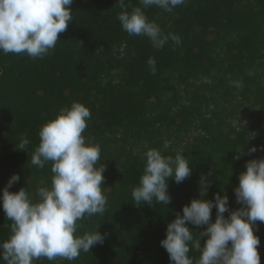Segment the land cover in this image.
I'll list each match as a JSON object with an SVG mask.
<instances>
[{
  "label": "trees",
  "instance_id": "trees-1",
  "mask_svg": "<svg viewBox=\"0 0 264 264\" xmlns=\"http://www.w3.org/2000/svg\"><path fill=\"white\" fill-rule=\"evenodd\" d=\"M126 3L130 10L139 0ZM116 4L73 0V19L43 59L0 52V193L13 174L20 179L10 191L25 186L34 192L41 181L50 183L51 164L31 165L32 152L40 126L73 100L90 109L83 135L100 144L105 166L107 209L79 222L80 234L98 227L104 242L75 261L41 258L34 264H170L160 241L167 223L200 197L202 177L210 182L204 198L226 193L235 210L241 207L234 194L240 172L248 160L264 157V151L248 152L264 146V0H188L173 13L149 8V19L183 42L177 47L169 41L161 50L121 28ZM23 133L30 140L27 151L16 148ZM150 147L165 155L184 147L190 161L187 179H169L167 206H137L131 198ZM10 224L0 203V240L8 238ZM257 224L264 264V223ZM188 226L197 233L206 227Z\"/></svg>",
  "mask_w": 264,
  "mask_h": 264
},
{
  "label": "clouds",
  "instance_id": "clouds-1",
  "mask_svg": "<svg viewBox=\"0 0 264 264\" xmlns=\"http://www.w3.org/2000/svg\"><path fill=\"white\" fill-rule=\"evenodd\" d=\"M187 2L139 0V5L129 10L126 0H117L116 19L129 36L148 38L155 50L163 49L169 41L179 47L183 43L180 35L165 32L155 19H149L146 10L155 7L173 13ZM72 3L73 0H0V52L31 59L51 55L59 34L73 19ZM147 65L150 74L155 75V57H150ZM233 84L243 86L242 81ZM91 115L80 100L60 107L40 126L39 142L31 156V165L39 169L51 164L50 183L41 181L34 192L25 186L10 191L20 179L13 174L0 193V203L11 221L8 238L0 240V260L5 264H34L41 258L50 262L58 258L75 261L81 252H90L104 242L105 235L98 227L79 233V222L103 215L108 205L106 188L102 187L105 166L99 163L101 146L83 135ZM29 145L28 134H21L16 148L27 151ZM182 149L175 155H165L155 147L145 150L143 171L131 189L135 205L155 202L167 206L171 202L169 179L180 184L191 175L190 161L182 155ZM258 150L264 151V146L253 145L248 152ZM209 187L210 182L202 177L200 197L191 199L183 206L182 215L178 213L167 223L160 245L168 253L170 264H260V238L255 232L257 222L264 223V157L248 160L239 174L234 194L241 207L230 210L226 193H214V199H205ZM189 224L206 227L197 233ZM202 237L206 238L203 246Z\"/></svg>",
  "mask_w": 264,
  "mask_h": 264
},
{
  "label": "water",
  "instance_id": "water-1",
  "mask_svg": "<svg viewBox=\"0 0 264 264\" xmlns=\"http://www.w3.org/2000/svg\"><path fill=\"white\" fill-rule=\"evenodd\" d=\"M0 73H1V69H0Z\"/></svg>",
  "mask_w": 264,
  "mask_h": 264
}]
</instances>
